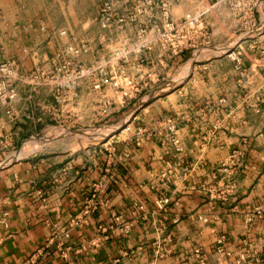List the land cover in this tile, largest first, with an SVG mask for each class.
<instances>
[{
	"label": "crops",
	"instance_id": "obj_1",
	"mask_svg": "<svg viewBox=\"0 0 264 264\" xmlns=\"http://www.w3.org/2000/svg\"><path fill=\"white\" fill-rule=\"evenodd\" d=\"M167 2L176 18L193 5V0ZM94 3L0 0V64L11 62L20 76H27L49 66L75 38L90 47L81 60L85 67L96 65L106 53L98 45L104 32L91 11ZM206 20L213 48L190 56L188 74L180 81L169 77L189 62L185 54L166 69L156 67L169 77L168 89L155 85L149 92L154 96H142L129 105L131 111L117 108L102 121H129V131L107 136L91 151L43 152L0 164V264H25L38 251L44 253L41 264H197L193 250L200 251L203 264H235L241 254L243 264H263L264 220L248 217L264 207V55L260 40H238L224 10ZM233 50L252 78L249 90H241L225 56ZM16 91L15 121L0 104L3 158L47 128L59 129L49 89L18 83ZM78 94V105L60 116L71 122L66 131L96 124L83 86ZM144 98V106L124 121ZM167 118L178 123L179 153L161 139ZM137 130L153 136L136 146ZM235 154L241 158L232 167L228 163ZM184 168L190 171L183 176ZM161 198L169 199L165 211L156 207ZM93 202L94 213L72 227ZM126 223L133 228L122 235L117 227ZM64 230L68 238L61 235ZM218 236L225 238L226 256L215 253Z\"/></svg>",
	"mask_w": 264,
	"mask_h": 264
},
{
	"label": "built area",
	"instance_id": "obj_2",
	"mask_svg": "<svg viewBox=\"0 0 264 264\" xmlns=\"http://www.w3.org/2000/svg\"><path fill=\"white\" fill-rule=\"evenodd\" d=\"M194 4L197 8L176 18L172 15L167 0H103L96 23L104 32L98 38V45L100 50L106 53V58L94 66L85 67L81 60L90 53V47L88 42L74 38L62 53L55 56L49 66H41L27 76H20L11 62L0 64V104L5 108L6 117L11 122L17 119L16 86L22 83L29 87L50 90L58 114L54 122L61 130L69 127L71 122H62L60 116L69 114L71 105H78V93L82 86L90 97L92 121H106L116 114L117 108H126L140 100L143 91L164 81L166 76L161 72L157 73L156 67L163 70L167 68L168 62L186 52H198L201 48L210 49L213 43L206 19L208 14L220 10H224L231 20L238 40L241 43L260 40L259 46L264 55V0H193ZM134 27V35L127 34L128 30ZM146 55L149 56L147 60ZM225 56L233 64L241 90H249L253 82L242 58L234 50L227 52ZM105 91H108L109 95ZM222 103L223 101H219V104ZM122 131H129V124ZM162 131L160 136L163 144L179 153L181 149L177 136V121L167 118L164 120ZM151 136V133L137 130L134 134L135 145L139 146ZM240 158V154L233 155L228 165L234 167ZM221 167L225 169V166ZM189 171V168H184L183 176ZM229 187L232 190L234 186L231 184ZM168 205V198H161L156 203L160 211H165ZM95 208L94 202L86 206L72 227L83 224L86 217L94 213ZM138 210L142 212V208ZM4 217L6 214L2 216L3 222ZM260 218L264 220V207L256 208L248 217V221ZM198 220L207 222L206 219ZM115 221L118 223V219ZM132 228L131 223L117 227L122 235L128 234ZM61 235L68 238L66 230L62 231ZM166 242L169 243L170 240ZM225 248V238L218 236L215 240V253L218 256H226ZM160 254L156 247L154 257L159 258ZM262 255L264 256V247ZM192 257L197 264L204 263L199 250H193ZM43 258L44 253L38 251L25 264H41ZM245 258V254H241L235 264H243Z\"/></svg>",
	"mask_w": 264,
	"mask_h": 264
},
{
	"label": "rangeland",
	"instance_id": "obj_3",
	"mask_svg": "<svg viewBox=\"0 0 264 264\" xmlns=\"http://www.w3.org/2000/svg\"><path fill=\"white\" fill-rule=\"evenodd\" d=\"M103 0H95V3L93 6H91V11L96 14L97 16L100 14L101 6H102ZM191 9L197 8V5H190ZM83 41V40H79ZM213 48V44L210 47V49ZM209 49H202L198 52H195V50L186 52L185 53V60L188 61L184 65H179L181 69L180 72L171 74L169 77H173V81H180L182 79V76L188 74L187 69L185 72V68H187L188 63L191 64L192 60L190 56L198 57L201 55L202 52L207 51ZM149 59V56H145V60ZM202 59V58H201ZM200 59V60H201ZM184 60V61H185ZM182 63V62H181ZM185 63V62H184ZM184 72V73H183ZM169 77H166L163 82L160 83V88L168 89V81ZM156 90V89H153ZM152 91L151 89H148L147 91H143L142 96H154L152 93L149 92ZM147 98H144L140 103L145 102ZM133 107L129 106L127 110H132ZM136 109H134L128 116H126L125 120H129L131 118V115L135 112ZM120 119V118H119ZM125 122L117 119H112L108 125H105L103 122H99L94 124V126H91L88 130H75V131H66L61 129H56L54 127H49L46 130H44L41 134V137L43 136L44 140L49 139V143L44 144L41 146L39 144L40 136L34 137L31 140L27 141L21 148H13L10 149L8 152H6L5 157H0V164L3 163V166H6L9 163H12L16 160H20L22 158H26L28 156H34L38 155L39 153L43 152H54V153H62V152H80V151H91L98 146V144H101L102 140H104L107 136L114 133L118 128L121 127ZM69 132L77 133L76 135L70 136ZM117 135V134H116ZM10 165V164H9ZM1 167V166H0Z\"/></svg>",
	"mask_w": 264,
	"mask_h": 264
},
{
	"label": "water",
	"instance_id": "obj_4",
	"mask_svg": "<svg viewBox=\"0 0 264 264\" xmlns=\"http://www.w3.org/2000/svg\"><path fill=\"white\" fill-rule=\"evenodd\" d=\"M164 91V89H161V90H159V92H163ZM144 106V104L143 103H140L138 106H137V108H136V110H135V112L138 110V109H140V108H142ZM134 112V113H135ZM131 119V118H130ZM129 122V121H128ZM128 122H125L120 128H118V130H116L114 133H112V134H110L109 135V137H112V136H115L118 132H120V131H122L129 123ZM77 133H74V132H69V135L70 136H73V135H76ZM50 141H49V139L48 140H44L43 139V136L40 138V140H39V144H41V146H43L44 144H46V143H49ZM15 162V161H14ZM12 164H13V162H12Z\"/></svg>",
	"mask_w": 264,
	"mask_h": 264
}]
</instances>
